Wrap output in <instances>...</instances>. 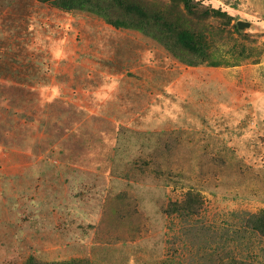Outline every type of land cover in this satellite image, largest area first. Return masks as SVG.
Here are the masks:
<instances>
[{
	"label": "rangeland",
	"instance_id": "374dc122",
	"mask_svg": "<svg viewBox=\"0 0 264 264\" xmlns=\"http://www.w3.org/2000/svg\"><path fill=\"white\" fill-rule=\"evenodd\" d=\"M0 264H264V0H0Z\"/></svg>",
	"mask_w": 264,
	"mask_h": 264
}]
</instances>
